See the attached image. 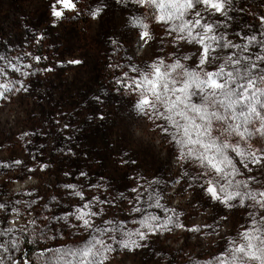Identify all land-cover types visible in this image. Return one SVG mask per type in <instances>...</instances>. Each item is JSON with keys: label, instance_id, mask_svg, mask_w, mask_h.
Here are the masks:
<instances>
[{"label": "rangeland", "instance_id": "obj_1", "mask_svg": "<svg viewBox=\"0 0 264 264\" xmlns=\"http://www.w3.org/2000/svg\"><path fill=\"white\" fill-rule=\"evenodd\" d=\"M97 2L78 0L79 13H69L53 26L50 0H0V55L13 60L20 56L36 69L25 80L28 92L0 100V164L11 165L0 167V204L5 206L0 208V227L31 228L30 222L36 219L49 238L37 241L25 235L23 239L39 245V252L72 246L83 235L62 222L45 219L61 215L77 203L63 185H84L88 197L114 200L116 207L104 206V218L118 221L136 216L130 215L129 201L137 196L131 189L143 191L138 204L142 207H147L145 201L155 190L161 204L170 210L168 215L175 212L179 223L201 231H161L148 237L146 247L113 253L109 264H205L240 230L245 212L225 209L200 188H188L191 181L183 176L186 166L176 159L175 148L149 121L136 116L131 93L115 90V77L129 65H143L174 52L171 41L165 40L161 50L159 38L164 33L158 25L153 28L156 39L150 46L140 41L128 20L135 11L132 5L103 0L106 9L92 19L89 7ZM230 15L234 17L229 22L230 34L245 24L253 26L245 31H259L264 0H234ZM35 37L42 39L37 42ZM184 51H189L187 46ZM25 53L46 59L35 64ZM75 60L82 63H69ZM117 64L122 69L112 67ZM47 68L52 71H45ZM100 113L105 116L103 121L98 118ZM17 160L22 163L12 164ZM81 172L87 177L80 176ZM148 211L165 217L160 208ZM222 216L227 220L220 219ZM27 259L42 264L38 254Z\"/></svg>", "mask_w": 264, "mask_h": 264}, {"label": "snow or ice", "instance_id": "obj_2", "mask_svg": "<svg viewBox=\"0 0 264 264\" xmlns=\"http://www.w3.org/2000/svg\"><path fill=\"white\" fill-rule=\"evenodd\" d=\"M114 2L134 6L128 20L145 45L150 46L156 39L153 28L158 25L164 33L159 38L161 50L165 40L171 41L170 46L175 49L143 65H129L115 77V90L131 93L136 116L149 121L153 130H158L175 148L176 159L186 166L183 176L191 181L188 188H200L210 201L225 209L240 208L245 212L240 230L205 264H264V17H260L259 31L249 33L245 29L253 26L245 24L230 34L234 0ZM106 7L103 0L91 5V18H99ZM49 10L53 26L68 18L69 13L80 11L78 0H50ZM35 39L39 42L42 37ZM185 46L189 51H184ZM24 55L31 57L30 53ZM31 58L35 64L46 59ZM112 67L122 69L119 64ZM35 74L34 64L24 62L22 57L13 60L0 55V100L28 92L30 86L25 80ZM17 75L19 78H14ZM94 99L103 103L100 96ZM98 118L103 121L105 116L100 113ZM0 167L11 165L2 163ZM79 175L87 177L84 172ZM63 187L77 203L63 214L45 219L62 222L84 238L72 246L39 252L42 264H109L113 253L146 247L148 237L161 231H201L179 223L175 212L168 215L170 210L161 204L155 190L145 201L147 207H142L138 204L143 191L131 189L137 196L129 201L130 215L136 216L130 221H118L104 218V206L116 207L114 200L99 195L88 197L84 185L67 183ZM4 207L0 204V208ZM153 207L163 210L165 217L148 211ZM220 219L227 220V216ZM30 225L31 228L22 229L0 227V264H31L22 251V243L28 242L24 236L37 241L49 237L36 219Z\"/></svg>", "mask_w": 264, "mask_h": 264}, {"label": "trees", "instance_id": "obj_3", "mask_svg": "<svg viewBox=\"0 0 264 264\" xmlns=\"http://www.w3.org/2000/svg\"><path fill=\"white\" fill-rule=\"evenodd\" d=\"M115 75H117V73H115ZM24 241H27V240H24ZM39 250L41 249H40V246L37 244L31 245L28 242L22 243V251L24 254V258H28L32 254H38ZM17 255H19V259H21L20 254L18 253Z\"/></svg>", "mask_w": 264, "mask_h": 264}]
</instances>
